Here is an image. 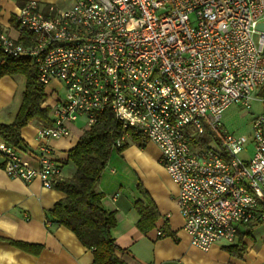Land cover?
Segmentation results:
<instances>
[{
  "label": "built area",
  "instance_id": "1",
  "mask_svg": "<svg viewBox=\"0 0 264 264\" xmlns=\"http://www.w3.org/2000/svg\"><path fill=\"white\" fill-rule=\"evenodd\" d=\"M261 22L264 0H77L63 11L26 1L10 25L16 37L0 25V51L37 67L53 121L40 122L37 168L0 141L3 170L56 188L63 165L51 141L108 112L124 130L115 148L134 133L159 149L192 246L236 244L244 226L264 223V113L247 159L246 140L224 132L222 117L234 104L250 109L264 88Z\"/></svg>",
  "mask_w": 264,
  "mask_h": 264
},
{
  "label": "crops",
  "instance_id": "2",
  "mask_svg": "<svg viewBox=\"0 0 264 264\" xmlns=\"http://www.w3.org/2000/svg\"><path fill=\"white\" fill-rule=\"evenodd\" d=\"M26 1L0 0L3 8L0 25L14 37L17 33L10 29L13 16ZM57 2L60 0L42 3L63 11L71 9L77 0L64 6ZM19 77L22 76L0 80V125L12 123L21 106L25 87L20 98ZM49 92H46L47 96ZM19 98L20 105L16 106ZM39 125L36 121L22 130L28 149L19 150L20 157L30 168L38 166ZM71 127L69 137L51 141L53 156L63 165L64 180L76 172L67 160L68 151L84 134L75 125ZM129 144L122 154L113 153L97 186V192L104 195L103 206L116 215L117 227L112 234L123 250L118 255L126 264H260L264 261V242L253 247L249 238L244 241L249 251L244 253L242 261L226 258L225 254L220 257L223 253L218 244L208 251L192 246L183 229L184 220L176 202L178 188L162 165L159 149L147 141L142 147L133 142ZM3 164L4 158L0 154V264H92L93 252L84 247L73 232L51 223L49 213L64 199V194L55 188H44L38 180L27 184L12 179L3 170ZM140 185L160 213L155 229L146 234L137 227L140 215L135 204L144 200L138 189Z\"/></svg>",
  "mask_w": 264,
  "mask_h": 264
},
{
  "label": "trees",
  "instance_id": "3",
  "mask_svg": "<svg viewBox=\"0 0 264 264\" xmlns=\"http://www.w3.org/2000/svg\"><path fill=\"white\" fill-rule=\"evenodd\" d=\"M17 76L26 80L22 103L14 121L0 125V141L24 151L28 146L22 138V130L36 121L50 126L53 117L50 107L44 106L47 95L45 86L39 80L37 67L29 60L15 59L0 51V80ZM258 93L264 97V88ZM123 134L119 122L108 112L102 114L100 120L84 132L77 145L68 151L67 160L75 166L76 172L70 179H62L56 186L55 189L65 197L49 213L51 223L73 232L81 244L93 252L92 264H126L118 255L123 250L112 234L117 227L116 215L106 210L103 206L104 195L97 192V186L113 153L122 154L130 142L140 147L144 145L140 137L131 133L130 139L122 147L115 148L114 142ZM212 135L208 132L200 141L207 144ZM138 189L144 200L135 204L140 215L137 227L146 234L155 229L160 213L145 188L140 185ZM257 225L244 226L238 232L236 244L224 249L242 258L247 250L244 241L251 237Z\"/></svg>",
  "mask_w": 264,
  "mask_h": 264
},
{
  "label": "rangeland",
  "instance_id": "4",
  "mask_svg": "<svg viewBox=\"0 0 264 264\" xmlns=\"http://www.w3.org/2000/svg\"><path fill=\"white\" fill-rule=\"evenodd\" d=\"M42 2H48L50 0H40ZM73 0H60V2H57L58 5L64 6L68 3H71ZM257 37V36H256ZM19 83L22 86L20 87V98L22 96V91L25 87V78L19 77ZM58 95L61 98H65L66 91L62 88H58ZM20 98L18 99L17 105H20ZM19 107V106H18ZM264 113V97L257 93L254 96V100L252 101V105L250 109L245 108L241 104H234L231 107H229L222 117V124H223V131L226 133H229L231 135H235L237 137H242L246 140L245 143V152L242 154V157L244 159L250 158L254 151V142L252 140V126H253V120L257 118L259 115ZM76 129L80 132L82 131V128L84 127V122L82 120L75 123ZM82 133V132H80ZM75 168V166L73 165ZM76 169V168H75ZM248 242L250 244L257 247L258 244H262L264 242V223L260 226L255 227L254 234L251 235V238H249ZM221 246V252L223 254L220 255L222 257L224 254L226 258H234L237 260L242 261V258H237L234 255H231L224 247H227L228 245L224 244H218ZM249 251V249H247ZM246 250V251H247ZM245 255V254H244Z\"/></svg>",
  "mask_w": 264,
  "mask_h": 264
},
{
  "label": "water",
  "instance_id": "5",
  "mask_svg": "<svg viewBox=\"0 0 264 264\" xmlns=\"http://www.w3.org/2000/svg\"><path fill=\"white\" fill-rule=\"evenodd\" d=\"M256 30L260 33H264V22H261L257 25Z\"/></svg>",
  "mask_w": 264,
  "mask_h": 264
}]
</instances>
